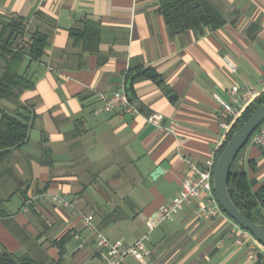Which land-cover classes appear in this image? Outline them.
Returning <instances> with one entry per match:
<instances>
[{"label":"crops","instance_id":"1","mask_svg":"<svg viewBox=\"0 0 264 264\" xmlns=\"http://www.w3.org/2000/svg\"><path fill=\"white\" fill-rule=\"evenodd\" d=\"M209 1L223 12V27L172 35L158 0H0V18L20 14L33 28L52 33L36 88L22 97L36 106L33 130L41 131L40 147L33 154L30 141L0 165V250L42 249L56 264L59 249L53 241L73 229L65 263L103 264L85 216L93 215L98 226L97 213L119 208L102 231L134 243L194 168L216 161L224 140L219 98L229 100L234 84L262 87L264 0ZM39 11L57 28L38 20ZM85 17L101 25L95 53H81L70 39V29ZM141 67L156 68L164 85L135 80L137 115L104 110L99 95L127 92L129 72ZM154 113L163 116L162 126L147 120ZM44 135L52 149L50 165L40 161ZM246 154L258 164L256 173L249 170L257 189L264 184V154L253 143ZM164 161L168 168L153 177ZM25 190L34 199L28 209ZM44 193L60 194L71 204L36 197ZM195 208L196 202L189 203L153 230L144 261L129 256L123 264H264L248 261L246 247L234 244L235 221L227 214L209 219Z\"/></svg>","mask_w":264,"mask_h":264},{"label":"trees","instance_id":"2","mask_svg":"<svg viewBox=\"0 0 264 264\" xmlns=\"http://www.w3.org/2000/svg\"><path fill=\"white\" fill-rule=\"evenodd\" d=\"M158 5L172 35L190 30L199 32L206 29L216 30L226 23L223 12L209 0H158ZM37 19L49 21L53 28H57L56 21L42 11L37 13ZM51 35L50 31H45L40 27L33 28L31 20L26 16L12 13L0 18V102L7 101L14 108L11 111L0 107V165L10 160L17 150L24 149L31 141V130L37 119L36 106L28 100H23L22 97L26 91L36 88L39 79L38 65L45 60ZM70 39L73 46L80 48L83 54L98 52L101 41L100 22L85 17L80 26L70 29ZM127 77V94L131 100L136 102L134 90L136 79H151L161 86L164 85L163 76L154 67L137 68L129 72ZM263 103L264 92L246 108L232 130L226 135L217 150L216 161L234 132ZM251 143L252 138L239 152L231 167L229 191L241 212L264 227V184L254 189L256 179L249 175L250 169L254 173L258 170L257 161L249 159L246 154V149ZM262 153L264 154L263 151ZM40 161L44 165L52 164V149L48 146L45 135L42 136ZM10 175H12L11 172ZM30 199V194L25 190L23 205ZM118 212L119 208L110 213H97L100 217L98 228L103 230L114 222ZM75 236L76 233L71 229L53 241L59 249L56 264H66L64 258L66 247ZM50 243L52 246V240ZM260 260L263 261L264 256H261ZM0 264L53 263L52 257L42 249L35 254L15 253L2 249L0 250Z\"/></svg>","mask_w":264,"mask_h":264},{"label":"built area","instance_id":"3","mask_svg":"<svg viewBox=\"0 0 264 264\" xmlns=\"http://www.w3.org/2000/svg\"><path fill=\"white\" fill-rule=\"evenodd\" d=\"M262 87L255 89L247 85L234 84L230 91L229 100L219 98L221 107L219 110V124L224 131V139L232 130L236 121L242 116L246 108L253 103L264 92V77ZM99 99L103 102L104 110L119 111L132 115L139 114L135 101L131 100L127 92L117 90L110 95L101 94ZM147 120L158 126H162L163 116L159 113L150 114ZM252 143L261 148L264 152V124L253 134ZM216 161L210 159L202 168H194L195 174L187 177L181 190L170 202L159 206L156 214L148 222L149 231L134 243H128L123 239H112L100 230L94 222L93 215L84 217V227L95 237L97 248L103 258V264H123L125 259L133 256L144 261L151 253L147 243L151 241V233L165 220H172L184 211L189 203L196 202L195 212L205 218H218L226 216V213L219 204L214 188L213 175ZM50 199L55 203L70 205L71 202L60 194L44 193L38 199ZM34 202L30 199L25 204L28 209ZM233 242L237 246L246 247V256L250 262H258L264 256V245H262L251 232L234 222L232 229Z\"/></svg>","mask_w":264,"mask_h":264},{"label":"water","instance_id":"4","mask_svg":"<svg viewBox=\"0 0 264 264\" xmlns=\"http://www.w3.org/2000/svg\"><path fill=\"white\" fill-rule=\"evenodd\" d=\"M263 124L264 103L234 132L216 161L213 175L215 196L224 212L244 229L251 232L256 240L262 244H264V227L246 217L235 204L229 191V177L237 155L249 142L255 131ZM167 168L168 163L166 161L162 162L153 171L152 176L156 177L164 173Z\"/></svg>","mask_w":264,"mask_h":264},{"label":"rangeland","instance_id":"5","mask_svg":"<svg viewBox=\"0 0 264 264\" xmlns=\"http://www.w3.org/2000/svg\"><path fill=\"white\" fill-rule=\"evenodd\" d=\"M0 107H5V108H8L9 110H14V108L12 107V105L7 102V101H1L0 102ZM33 130V129H32ZM31 130V143L29 145V150H32V153L38 151L39 147H40V141H39V137H41L40 133L41 131L39 129H34L33 131ZM33 153V154H34ZM48 194V193H47ZM41 196V195H39ZM39 196H36V197H39ZM17 201L20 202V198H21V195H17ZM45 201L47 200L49 203L52 202L50 201V199H46V198H42V201ZM11 207V206H10ZM14 208H17L18 206H13Z\"/></svg>","mask_w":264,"mask_h":264}]
</instances>
